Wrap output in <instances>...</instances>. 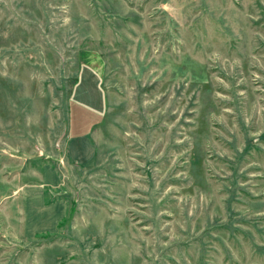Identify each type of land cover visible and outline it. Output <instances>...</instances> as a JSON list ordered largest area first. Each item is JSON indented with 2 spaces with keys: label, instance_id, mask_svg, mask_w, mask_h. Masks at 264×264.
Here are the masks:
<instances>
[{
  "label": "rangeland",
  "instance_id": "1",
  "mask_svg": "<svg viewBox=\"0 0 264 264\" xmlns=\"http://www.w3.org/2000/svg\"><path fill=\"white\" fill-rule=\"evenodd\" d=\"M83 63L106 108L81 163ZM45 165L66 215L27 236ZM0 264H264V0H0Z\"/></svg>",
  "mask_w": 264,
  "mask_h": 264
},
{
  "label": "crops",
  "instance_id": "2",
  "mask_svg": "<svg viewBox=\"0 0 264 264\" xmlns=\"http://www.w3.org/2000/svg\"><path fill=\"white\" fill-rule=\"evenodd\" d=\"M93 63H83L78 78L72 87L69 100L67 157L73 162H87L94 152L93 132L103 119L106 94L101 86L97 68ZM58 173L45 165L42 183L24 184L14 192L24 198L23 232L27 236L49 232L57 228L65 217L67 206L61 199L50 204L44 202V189L56 190L60 183Z\"/></svg>",
  "mask_w": 264,
  "mask_h": 264
},
{
  "label": "trees",
  "instance_id": "3",
  "mask_svg": "<svg viewBox=\"0 0 264 264\" xmlns=\"http://www.w3.org/2000/svg\"><path fill=\"white\" fill-rule=\"evenodd\" d=\"M46 194H47V188H45V190H44V202H45V204L48 205V204H50L52 202V200L47 198Z\"/></svg>",
  "mask_w": 264,
  "mask_h": 264
}]
</instances>
